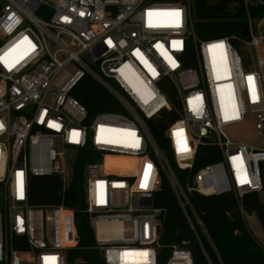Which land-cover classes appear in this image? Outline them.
Returning a JSON list of instances; mask_svg holds the SVG:
<instances>
[{
  "label": "built area",
  "instance_id": "2783aa9c",
  "mask_svg": "<svg viewBox=\"0 0 264 264\" xmlns=\"http://www.w3.org/2000/svg\"><path fill=\"white\" fill-rule=\"evenodd\" d=\"M260 1L243 0L248 40L206 41L193 0H0V264H84L70 261L74 211L30 201L34 177H57L64 199L82 156L105 264H194L186 242H162L165 185L214 248L192 196L233 195L244 216L245 197L264 191V141L233 143L225 132L254 114L264 134V18L249 15ZM233 40L254 49L256 67ZM85 76L121 112L90 117L71 96ZM167 113L176 120L161 132Z\"/></svg>",
  "mask_w": 264,
  "mask_h": 264
},
{
  "label": "trees",
  "instance_id": "16d2710c",
  "mask_svg": "<svg viewBox=\"0 0 264 264\" xmlns=\"http://www.w3.org/2000/svg\"><path fill=\"white\" fill-rule=\"evenodd\" d=\"M174 1V0H169ZM194 23L197 35L206 41L217 38H229L241 36L249 28L248 14L243 5V0H194ZM249 15L253 20L264 18V0L253 5L249 9ZM249 36L245 38L248 40ZM239 47L240 42L233 40ZM246 65H249L247 57L240 52ZM171 101H174L175 93L168 91ZM87 110L90 117L103 112H121L120 106L114 95L110 94L94 79L85 76L71 93ZM169 115V122L165 120ZM160 122L159 128L164 132L168 124L176 120V116L167 113ZM91 159L80 157L75 163L71 186L64 199L54 195L58 188L57 177H34L32 184L31 202L34 205L61 204L74 211L79 243L69 250L70 261L84 264H105L99 251H95V234L90 226L89 217L85 212L86 200L84 190V170ZM212 160H204L198 165L211 163ZM264 180V164H262ZM54 182L51 184L50 182ZM194 206L209 232L214 248L208 238L201 231L200 241L191 231L186 217L182 214L168 185L160 193V205L168 207V216L164 223L162 242L164 244L184 245L192 251L194 264H264V249L252 237L247 229L244 216L239 210L237 199L233 195H220L218 197H206L194 194ZM243 209L247 213L256 211L264 230V205L259 200V195L253 193L245 197ZM264 245V244H263ZM183 246V247H184ZM216 248V249H215Z\"/></svg>",
  "mask_w": 264,
  "mask_h": 264
},
{
  "label": "rangeland",
  "instance_id": "374dc122",
  "mask_svg": "<svg viewBox=\"0 0 264 264\" xmlns=\"http://www.w3.org/2000/svg\"><path fill=\"white\" fill-rule=\"evenodd\" d=\"M193 13H194V0H193ZM236 46V45H235ZM236 48L243 52L247 60L251 62L253 66H257L258 58L255 55L253 48L248 47L245 44L240 43L239 47ZM260 55L264 57V45L260 48ZM257 117L254 114L248 115L242 123L228 127L225 132L228 138L234 143L245 144L248 146H254L256 148H262L264 141V134H261L256 126ZM260 202L264 205V191L258 193ZM244 222L247 229L250 231L252 237L256 240L259 245L264 244V230L259 220L258 213L244 214Z\"/></svg>",
  "mask_w": 264,
  "mask_h": 264
},
{
  "label": "water",
  "instance_id": "95a60500",
  "mask_svg": "<svg viewBox=\"0 0 264 264\" xmlns=\"http://www.w3.org/2000/svg\"><path fill=\"white\" fill-rule=\"evenodd\" d=\"M242 36H243L244 38H246V37L248 36V32H247V31H244L243 34H242Z\"/></svg>",
  "mask_w": 264,
  "mask_h": 264
},
{
  "label": "snow or ice",
  "instance_id": "6c2138e0",
  "mask_svg": "<svg viewBox=\"0 0 264 264\" xmlns=\"http://www.w3.org/2000/svg\"><path fill=\"white\" fill-rule=\"evenodd\" d=\"M249 79H251V78H249ZM150 167V166H149Z\"/></svg>",
  "mask_w": 264,
  "mask_h": 264
}]
</instances>
